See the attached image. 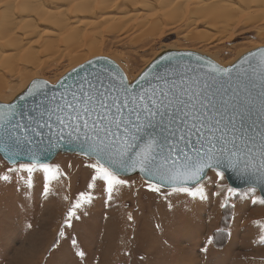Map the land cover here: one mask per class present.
<instances>
[{
    "label": "rangeland",
    "instance_id": "rangeland-1",
    "mask_svg": "<svg viewBox=\"0 0 264 264\" xmlns=\"http://www.w3.org/2000/svg\"><path fill=\"white\" fill-rule=\"evenodd\" d=\"M258 18L246 25L247 21H240L224 34L225 38L213 43L209 38L216 31L207 29L201 20H193L197 25L192 23V27H167L140 40L131 32L105 30L96 39L101 48L98 54H88L87 40L74 49L88 57L75 66L68 61V45L60 44L57 52L41 53L39 64L29 66L32 79L12 91L4 90L0 102L12 101L14 92H22L34 79L53 85L71 70L100 57L115 62L130 83L168 51H191L230 66L241 56L264 47V20ZM193 28L196 36L190 35L188 40L184 36ZM13 79L6 75L8 86L16 83ZM94 163L79 155L59 154L48 165H35L29 186V173L22 166L30 164L10 166L0 157V176H9L8 181L0 180V264H101V246L110 249L104 264H264V244L260 243L264 238V203H260L263 199L257 190H234L223 173L212 170L203 182L188 188L195 196L161 187L160 192H152L140 176H118L125 183L117 185L110 197L103 181L89 187L95 174L89 165ZM45 166L58 170L52 174L55 178L44 171ZM58 195L64 198L54 210ZM89 196L91 201L87 202ZM77 202L81 207L74 209ZM71 210L75 215L68 227ZM118 210L131 219L125 223L118 220L114 236L105 239L108 213H120Z\"/></svg>",
    "mask_w": 264,
    "mask_h": 264
},
{
    "label": "snow or ice",
    "instance_id": "snow-or-ice-1",
    "mask_svg": "<svg viewBox=\"0 0 264 264\" xmlns=\"http://www.w3.org/2000/svg\"><path fill=\"white\" fill-rule=\"evenodd\" d=\"M250 68V73L237 76L235 85L231 70L214 67L215 76L191 82L160 77L164 87L140 85L136 89L123 76L118 86L98 77L97 83L89 81L87 88L80 84L67 94L43 92L34 107L3 104L0 142L4 147L0 151L9 157L32 152L30 145L34 141L42 144L45 138L49 145L57 137L69 146L78 142L79 150L95 159L89 165L95 173L89 187L103 181L110 197L117 185L125 183L118 178L119 171L137 167L146 183L153 182L148 183L149 190L157 193L167 185L173 192L195 196L184 185L199 181L206 169L225 166H242L264 180V52ZM257 78L260 90L253 98ZM28 95L35 97L36 92ZM34 168L35 163L22 166L29 173V186ZM44 171L50 178L58 172L46 166ZM0 180L8 181L9 176H0ZM80 207V202L74 205V209ZM74 215V210L69 211L68 227ZM260 243L264 244V238Z\"/></svg>",
    "mask_w": 264,
    "mask_h": 264
},
{
    "label": "bare ground",
    "instance_id": "bare-ground-1",
    "mask_svg": "<svg viewBox=\"0 0 264 264\" xmlns=\"http://www.w3.org/2000/svg\"><path fill=\"white\" fill-rule=\"evenodd\" d=\"M257 18L258 21L264 20V0H0V94L6 89L12 91L18 84L30 81L33 70L29 66L39 64L41 53L57 52L60 44L68 45L67 57L72 66L88 58L82 52L74 51L78 45H84L86 40L88 54H98L101 48L96 39L105 30L131 32L135 34V39L140 40L162 33L167 27L170 30L182 24L192 27L195 20H201L207 23V29L214 28L216 31L212 38L208 37L213 43L225 38L224 34L230 32L232 26L240 21H247L244 22L246 25ZM194 29L185 32L184 37L195 35ZM261 36L264 38V33ZM6 75L14 77L13 81L16 83L8 86ZM26 89L14 92L16 96L12 101ZM63 198L60 195L55 197L54 210L60 208ZM122 210H118L120 213H108L110 220L105 230V239L114 236L118 220L125 223L129 219ZM169 224L172 225V222ZM165 226L163 227L166 228ZM101 249L100 263L104 264L109 260L110 249L108 246H101Z\"/></svg>",
    "mask_w": 264,
    "mask_h": 264
},
{
    "label": "water",
    "instance_id": "water-1",
    "mask_svg": "<svg viewBox=\"0 0 264 264\" xmlns=\"http://www.w3.org/2000/svg\"><path fill=\"white\" fill-rule=\"evenodd\" d=\"M261 52H264V47L245 54L232 66L222 67L211 58L195 52L168 51L157 57L131 84L133 88L136 89H139L140 85H143L144 88H150L151 86L164 87V81L159 79L160 77H165L169 81L175 80L177 83H180L182 78L191 82L193 78L202 79L215 76L216 73L211 71V69L215 67L222 70H231L230 75L233 77L232 83L235 85L239 83L237 76L240 73L245 71L250 73V66L258 64ZM121 76L126 77L120 67L111 59L103 57L95 58L69 72L55 85H52L42 79H36L31 82L27 89L17 96L11 103L0 102V105L14 103L16 106L25 105L27 107H34V101L41 99L43 92H47L49 96L53 94L58 96L60 93L67 94V90L70 89L71 91H76L80 84H83L84 87L87 88L89 81L92 83H97L98 77L103 79L105 83L111 81L113 84L118 86ZM220 79H226V77H220ZM127 82H129L128 78ZM33 85H36L37 87L33 89ZM61 85H64V87H61ZM259 90V79L257 78L256 87L252 90L253 98L257 96ZM29 91H35L36 96L30 97L28 95ZM44 131L47 132V129ZM77 143H73L71 146H69L67 141L60 140L59 137H57L53 140L52 144L49 145L47 138H45L42 144H38L34 141L33 144L30 145L32 152L25 150L21 151L18 156L12 155L9 157L4 151H0V157L10 166H16L21 163L48 165L52 163L59 154L79 155L90 160H95L94 158H90L88 155H85L82 151H80ZM2 147H4V144L3 142H0V148ZM212 170H217L223 173L228 185L232 189L238 191L250 188L255 189L259 192L261 198L264 200V180L259 178L258 172L253 175L250 171H244L242 166L239 169H233L228 166L215 169H206L199 181H189L184 186L189 189L197 186L206 179L209 172ZM118 176H140L142 178V173L137 167L135 170L131 168H129L127 171L121 170L119 171ZM147 183L153 182L149 181ZM160 187L167 190L172 189L167 185Z\"/></svg>",
    "mask_w": 264,
    "mask_h": 264
}]
</instances>
